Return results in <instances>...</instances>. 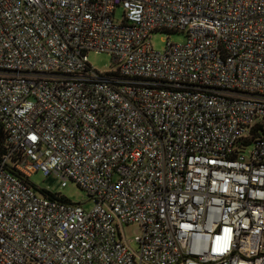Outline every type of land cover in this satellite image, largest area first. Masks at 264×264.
<instances>
[{"label": "built area", "instance_id": "obj_1", "mask_svg": "<svg viewBox=\"0 0 264 264\" xmlns=\"http://www.w3.org/2000/svg\"><path fill=\"white\" fill-rule=\"evenodd\" d=\"M0 124V264H264V0H0Z\"/></svg>", "mask_w": 264, "mask_h": 264}, {"label": "rangeland", "instance_id": "obj_2", "mask_svg": "<svg viewBox=\"0 0 264 264\" xmlns=\"http://www.w3.org/2000/svg\"><path fill=\"white\" fill-rule=\"evenodd\" d=\"M123 17V9L117 8L115 13V19L117 22H121ZM186 40L184 33L157 31L150 34L149 42L155 51H163L166 42L181 43ZM88 60L90 64L99 71H106L112 68V57L108 53L95 54L93 52L88 54ZM252 145H249L247 149H251ZM36 187L40 189H48L53 193L60 194L73 203L83 204L86 210H90L93 207V203L89 201L85 191L79 188L73 181H68L67 186H62V180L54 174L45 176L41 172L33 174L29 178ZM123 235L128 244L137 249V243L135 237L141 233V229L137 224L124 225L122 228Z\"/></svg>", "mask_w": 264, "mask_h": 264}, {"label": "trees", "instance_id": "obj_3", "mask_svg": "<svg viewBox=\"0 0 264 264\" xmlns=\"http://www.w3.org/2000/svg\"><path fill=\"white\" fill-rule=\"evenodd\" d=\"M6 149V134L0 124V153H3Z\"/></svg>", "mask_w": 264, "mask_h": 264}]
</instances>
